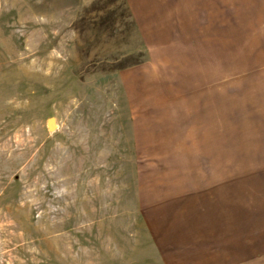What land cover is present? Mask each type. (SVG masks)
<instances>
[{
    "label": "rangeland",
    "instance_id": "rangeland-1",
    "mask_svg": "<svg viewBox=\"0 0 264 264\" xmlns=\"http://www.w3.org/2000/svg\"><path fill=\"white\" fill-rule=\"evenodd\" d=\"M153 2L0 0V264H264L255 79L188 69Z\"/></svg>",
    "mask_w": 264,
    "mask_h": 264
},
{
    "label": "crops",
    "instance_id": "crops-1",
    "mask_svg": "<svg viewBox=\"0 0 264 264\" xmlns=\"http://www.w3.org/2000/svg\"><path fill=\"white\" fill-rule=\"evenodd\" d=\"M153 7L144 15L153 14V20H159L154 30L161 34L154 35L162 38L160 35L168 33L171 39L175 25L186 41L179 44L177 52H184L188 69L217 67L225 79V75H241L242 70H248L247 79H255L256 87L241 88L235 107L241 114L264 117V0H154ZM160 42V47L169 44L166 40ZM242 77L246 76H240L239 84ZM206 125L209 124L203 121L196 131L208 133ZM213 129L219 132L218 128Z\"/></svg>",
    "mask_w": 264,
    "mask_h": 264
},
{
    "label": "water",
    "instance_id": "water-1",
    "mask_svg": "<svg viewBox=\"0 0 264 264\" xmlns=\"http://www.w3.org/2000/svg\"><path fill=\"white\" fill-rule=\"evenodd\" d=\"M52 121H53L52 118H50V119L47 121V127H48L49 130L52 129V126H51Z\"/></svg>",
    "mask_w": 264,
    "mask_h": 264
}]
</instances>
